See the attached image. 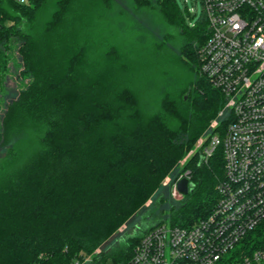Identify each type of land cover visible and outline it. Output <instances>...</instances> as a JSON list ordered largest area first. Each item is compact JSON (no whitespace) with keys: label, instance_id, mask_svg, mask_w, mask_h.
<instances>
[{"label":"trees","instance_id":"1","mask_svg":"<svg viewBox=\"0 0 264 264\" xmlns=\"http://www.w3.org/2000/svg\"><path fill=\"white\" fill-rule=\"evenodd\" d=\"M114 3L0 0V264L128 260L155 225L95 253L176 173L225 105L201 71L204 15L191 26L176 0H132L161 28L159 35L149 24L132 53L98 27L116 13ZM171 40L181 67L193 70L189 83L168 76ZM195 152L184 166L194 187L168 209L173 225L191 226L217 202L222 151L207 162ZM258 235H247L226 261L252 253Z\"/></svg>","mask_w":264,"mask_h":264},{"label":"built area","instance_id":"2","mask_svg":"<svg viewBox=\"0 0 264 264\" xmlns=\"http://www.w3.org/2000/svg\"><path fill=\"white\" fill-rule=\"evenodd\" d=\"M201 3L209 30L198 52L201 71L226 102L189 153L198 150L199 162H207L221 149L217 202L191 226L149 228L128 260L108 264H264V0ZM179 180L175 196L183 195ZM256 232L262 242L252 253L226 261Z\"/></svg>","mask_w":264,"mask_h":264},{"label":"rangeland","instance_id":"3","mask_svg":"<svg viewBox=\"0 0 264 264\" xmlns=\"http://www.w3.org/2000/svg\"><path fill=\"white\" fill-rule=\"evenodd\" d=\"M183 12L186 13L188 10L191 17H188V22L191 26L195 25L198 20L204 15V8L201 0H176ZM114 9L116 13L108 17V19L99 21L98 27L105 29L103 31L104 39H108L113 42L120 43L125 50H130L132 53L140 48L143 44V36L146 35L145 30L148 29L149 24H153L155 31L160 35L161 28L158 27V22L156 16H149L147 11L135 10L132 5V0H114ZM150 14L154 13L153 9L148 10ZM110 15V14H109ZM96 23V24H97ZM96 32L99 33L100 30L95 28ZM169 44V43H168ZM177 49L174 41L171 40L169 46H166L165 66L169 71L168 76L170 79L176 81L178 84H186L193 77V70L189 67H181L177 59ZM161 55V54H160ZM147 56V55H146ZM162 59V58H161ZM18 72V71H17ZM8 77L7 80V90H11L13 85L18 82V73ZM140 84V82H138ZM12 95L7 93L5 99L10 100ZM227 125V124H226ZM225 125V126H226ZM4 152H0V157L4 156ZM192 154L188 153L182 160L186 158L183 162L182 160L177 165V171L174 175H168L163 182L161 189H159L147 202V204L142 207L135 215H133L127 222H125L112 236H110L95 253L98 254L101 250L105 252H110L121 243L126 244V239L130 236H139L145 229H148L150 225H158L160 223H171V216L169 213V208L172 204L183 200L185 195H174V183L175 181L182 179V177H187L190 179V169L184 170L185 164L189 161ZM195 156V155H194ZM197 160V159H195ZM198 161V160H197ZM180 172V173H179ZM178 175L177 178L175 176ZM192 182V181H191ZM163 197L166 202H160V197ZM158 221H161L158 223ZM172 224V223H171ZM143 235V234H142ZM82 264H93L90 257H87Z\"/></svg>","mask_w":264,"mask_h":264},{"label":"water","instance_id":"4","mask_svg":"<svg viewBox=\"0 0 264 264\" xmlns=\"http://www.w3.org/2000/svg\"><path fill=\"white\" fill-rule=\"evenodd\" d=\"M193 187V182H191L187 177H184L177 182V188L183 195H187L190 191H192Z\"/></svg>","mask_w":264,"mask_h":264}]
</instances>
